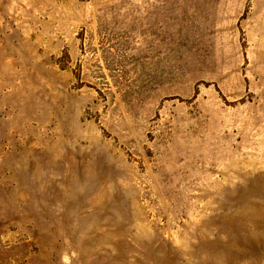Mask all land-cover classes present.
<instances>
[{"label": "rangeland", "instance_id": "rangeland-1", "mask_svg": "<svg viewBox=\"0 0 264 264\" xmlns=\"http://www.w3.org/2000/svg\"><path fill=\"white\" fill-rule=\"evenodd\" d=\"M0 264H264V0H0Z\"/></svg>", "mask_w": 264, "mask_h": 264}]
</instances>
